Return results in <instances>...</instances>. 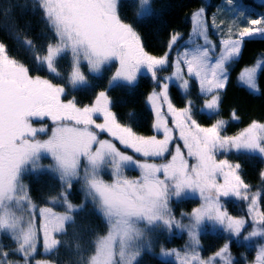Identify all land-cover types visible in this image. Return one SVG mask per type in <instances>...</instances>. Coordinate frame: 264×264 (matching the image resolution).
<instances>
[{"label": "snow or ice", "instance_id": "snow-or-ice-1", "mask_svg": "<svg viewBox=\"0 0 264 264\" xmlns=\"http://www.w3.org/2000/svg\"><path fill=\"white\" fill-rule=\"evenodd\" d=\"M34 4L52 34L43 53L37 51L31 39L21 35L19 28L9 32L17 45L30 54L35 68L30 69L10 55L8 45L0 41V235H7L15 245L5 249L0 243V264H55L34 259L38 242L42 236V255L52 254L66 243L62 237L68 235L70 228L77 238V264H137L143 251L151 250L149 233L161 227L169 233L173 228L186 230L190 237L183 252L161 246V257L174 256L179 264H214L216 258L222 264H233L228 243L207 259L197 251L206 221L241 237L247 221L230 215L224 208L221 197L229 196L249 201L252 229L243 235V241H264L260 194L249 196L250 186L239 174V163L217 159L221 150L264 157V122L253 120L238 134L223 135L227 121L216 119L210 126H203L195 118L190 99L184 107L177 108L169 97V81H180L187 94L190 80L195 79L199 94L210 97L204 100L200 113L209 119L218 115L230 66L242 55L245 40L264 39V13L248 12L237 0H223L220 7L229 11L234 20L243 13L246 26L235 32L229 26L224 31L213 14L211 27L219 36L217 51V43L209 37L206 8L201 6L191 15L192 27L183 50H178L171 60L173 71L160 77L158 71L169 65L170 54L181 39L179 32L171 33L165 53L155 56L145 50L134 26L122 19L121 0H34ZM12 10L13 6H8L0 15L7 17ZM152 14L150 0H139L134 16L143 19ZM248 15L256 18L247 19ZM64 58L66 72L58 68ZM113 61L118 67L109 86L115 82L132 85L142 70L157 84L159 91L154 89L147 100L155 113L153 128L162 132V138L139 135L132 127L121 124L109 106L111 101L105 90L98 92L91 105L78 106L75 98L63 99L69 88L89 85L83 65H87L89 73L99 75ZM261 65L264 58L258 57L254 66H245L238 75L239 82L253 93L259 91L257 72ZM41 71L62 82H53L40 75ZM164 105L167 113L162 111ZM167 114L171 115V127ZM96 115H102L103 123H97ZM45 119L52 122L50 135L38 139V134H47L49 128L46 124L35 127L33 121ZM230 119H240L234 109ZM176 132L183 141V150L180 144L171 147ZM102 133L110 138L101 139ZM114 141L143 159L121 151ZM44 155L51 158V164H40ZM157 159L164 162H149ZM128 167L138 168L140 175L127 177L124 170ZM43 170L58 179L60 189L40 207L33 201L23 177ZM105 170L111 180L104 179ZM261 177L264 179V171ZM74 182L80 183L84 193L80 204H73L68 198ZM195 194L202 203L191 213L181 212V218L189 221L185 224L173 214L170 202ZM89 203L104 228L89 224L85 238L73 226L75 213ZM55 204H62L64 211L47 206ZM255 247L252 264H264V242ZM14 255L20 259L10 258Z\"/></svg>", "mask_w": 264, "mask_h": 264}, {"label": "trees", "instance_id": "trees-1", "mask_svg": "<svg viewBox=\"0 0 264 264\" xmlns=\"http://www.w3.org/2000/svg\"><path fill=\"white\" fill-rule=\"evenodd\" d=\"M249 4V12L264 13V4L258 3L255 0H245ZM153 14L143 19H137L134 16L135 8L139 7L138 0H121L120 13L122 19L127 23H131L137 32L140 34L144 47L155 56H162L167 50V44L170 34L179 32L182 37L187 38L192 27V13L204 6L206 8L207 17L210 20L211 16L217 11L221 4V0H150ZM27 5V7H25ZM8 6H13L10 15L5 17L0 15V41L8 45L9 54L23 61L30 69L35 68L34 60L30 58V54L22 47H19L10 35L9 29L15 30L19 28L21 35L31 39L36 45V49L41 54L50 42L52 36L47 29L43 19L42 12L35 7L34 0H0V11ZM257 7L258 9H256ZM229 12L224 9L219 12L216 23L221 25V29L227 30V25L235 24L234 32L241 27L246 26L238 19H233L232 15L228 16ZM252 19V18H251ZM222 22V23H221ZM210 32L214 40H219L216 35L217 31L210 27ZM258 57L264 58V39H246L243 45L242 55L239 60L230 66L229 80L222 91V103L219 108L218 115H214L211 119L208 116L200 113V108L205 99L199 94L198 84L193 80L187 94H185L177 85L171 86V95L175 105L178 108L185 106L187 100L193 103V112L195 118L204 125L213 123L216 119L227 121L223 129L224 135H235L248 126L255 120L264 122V65L258 69L257 84L258 93L251 92L246 86L238 80L239 73L245 66H254ZM117 63L114 62L106 65L103 72L99 75H94L88 72L87 65H83V71L89 80V85L81 86L75 90L68 89L65 96L66 99L75 98L78 106L90 105L99 91H108L112 109L117 117V120L124 125L132 127L139 135L151 136L154 134V113L151 110L147 97L156 88L157 84L151 79L150 75H140L136 84L129 85L126 83H118L113 87L109 86V79L114 73ZM58 68L62 72L67 71L66 58L58 62ZM171 67L161 69L160 73L169 72ZM33 74H36L33 72ZM40 75L48 76L55 83L62 81L49 76L46 71H41ZM235 110L240 117L239 120L230 119L231 110ZM230 160L235 164H240L239 174L246 184L250 186V190L261 189L260 204L264 211V179L261 177V172L264 171V157L259 154H249L245 152H232L229 154ZM46 163H52V160L45 158ZM24 180L28 183L31 197L40 207L46 205V198L55 195L59 189V181L49 171H40L37 174L27 173ZM73 194V196H72ZM82 191L78 184L73 185L72 199L76 203L83 201ZM199 200L189 199L181 202V206L192 208ZM232 203L236 204V208L232 211L234 217L244 216L245 209L241 201L232 198ZM52 206L58 211H63V205H47ZM76 225L73 226L76 232L85 236L89 231V224L99 229H103L104 225L100 219L93 214L92 205L89 203L81 212L75 213ZM251 228L249 229V231ZM248 232V231H247ZM203 239V254L208 257L218 251L226 242V237L223 232H210L207 230L202 233ZM66 241L56 252L48 255H42V251L38 252L35 259H45L54 261L55 264H77L75 255L76 236L72 228L69 229L68 235L63 236ZM184 240V236L181 238ZM7 241L11 243L9 248L14 247V242L9 238ZM231 250L236 256L235 264H245L241 255L249 253V260L253 259L256 250L247 247L244 244H239L235 240L232 242ZM19 257L18 255H15ZM137 264H175L160 258L155 253L144 252L138 259Z\"/></svg>", "mask_w": 264, "mask_h": 264}, {"label": "rangeland", "instance_id": "rangeland-1", "mask_svg": "<svg viewBox=\"0 0 264 264\" xmlns=\"http://www.w3.org/2000/svg\"><path fill=\"white\" fill-rule=\"evenodd\" d=\"M139 1V0H138ZM256 2H258L259 4L260 3H262V4H264V0H255ZM222 3H223V0H221V4H220V6L222 5ZM237 3L238 4H240V6L242 7V8H244L246 11H248L249 12V4H247L246 2H245V0H237ZM150 5H151V3H150ZM218 7V9H217V11L214 13L215 15H216V18H217V16H218V14H219V12L222 10V7ZM256 9H258L257 7H255ZM224 9V8H223ZM224 11L225 12H229V11H227V10H225L224 9ZM230 13V12H229ZM206 16H207V13H206ZM213 16V15H212ZM211 16V17H212ZM228 16L230 17V14H228ZM208 18V17H207ZM254 19V18H256V16L255 15H248L247 16V19ZM241 23H245V18H244V14L242 13L241 14V16L239 17V18H237ZM209 20V19H208ZM229 26H231L232 28H233V30H234V28L236 27V23L235 24H229V25H227V27H229ZM210 27H211V19L209 20V37L215 42V40H214V38L212 37V35H211V32H210ZM216 35H218V34H216ZM188 39V37L187 38H184V37H182V35H181V39L177 42V46H181V45H184V43H185V41ZM142 40V39H141ZM142 43H143V41H142ZM216 43H217V48L219 49V40H216ZM144 46V45H143ZM175 47V46H174ZM145 48V47H144ZM174 49V48H173ZM145 50L147 51V52H149L146 48H145ZM172 52H173V50H172ZM171 52V53H172ZM150 53V52H149ZM173 59V57L171 56V54H170V57H169V60H170V63H169V65L167 66V67H165V69H167V68H169V67H171V60ZM115 61H113L112 63H114ZM111 63V64H112ZM117 63V62H116ZM117 67H118V63H117ZM104 69V68H103ZM103 69H102V71H101V73L103 72ZM82 70H83V66H82ZM116 70V69H115ZM173 71V69H172V67H171V70L169 71V72H165V73H163V74H161L160 73V70L158 71V76H160V77H163V76H169L170 74H171V72ZM115 72V71H114ZM100 73V74H101ZM114 74V73H113ZM112 74V75H113ZM143 74H146V75H150L149 73H147L145 70H142L140 73H138L137 74V80H136V82H134L133 84H136L137 82H138V80H139V76L140 75H143ZM185 78L187 79L188 77H187V74H186V69H185ZM193 80H195V79H192V80H190V85L192 84V82H193ZM196 81V80H195ZM197 82V81H196ZM118 83H126L127 84V82H115L112 86H110V87H113V86H115L116 84H118ZM132 84V85H133ZM173 84H175V85H177L180 89H181V87H180V81H176V80H172V81H169V97H170V99L172 100V103L174 104V106L175 107H177L176 105H175V103H174V101H173V98H172V95H171V86L173 85ZM197 84H198V82H197ZM155 90H157V91H159V88H156ZM182 90V89H181ZM183 91V90H182ZM152 93V92H151ZM150 93V94H151ZM107 94H108V91H107ZM108 97H109V94H108ZM63 99H65V100H67L65 97H63ZM70 99V98H69ZM109 99H110V97H109ZM111 101V100H110ZM148 104H149V106H150V108H151V110L153 111V109H152V107H151V104H150V102H148ZM110 108H111V110H112V112H114L113 111V109H112V106H111V103H110ZM178 108V107H177ZM162 111H164L165 113H167V106L166 105H164V107H163V109H162ZM153 113H154V111H153ZM167 119H168V121H169V126L171 127L172 126V122H171V115L170 114H167V117H166ZM94 119H96V121H97V123H103V117H102V115H96V116H94ZM199 122V121H198ZM154 123H155V113H154ZM200 123V122H199ZM33 124H34V126L35 127H40V126H42V124H46V125H48V128H49V132L47 133V134H38V136H37V138L38 139H47V136L48 135H50V129H51V127H52V122L50 121V120H48V119H45L44 121H36V120H34L33 121ZM203 126H209V125H204V124H202ZM222 134H223V131H222ZM153 135H157V137L158 138H162V132H157V130H155L154 129V134ZM177 138L176 139H174V141H173V144L171 145V147L174 149V146H175V144H180L181 145V147H182V150H183V141H181V140H179L178 139V132H176L175 134H174ZM224 135V134H223ZM100 138L102 139V138H104V139H109L110 137L108 136V134L107 133H102V134H100ZM114 142H116V141H114ZM116 144H117V147L121 150V151H123V152H126L128 155H134V158L135 159H138V160H142L143 158L139 155V154H135V153H133V151L131 150V149H128V148H125L123 145H120L119 144V142H116ZM232 152H237L236 150H231V151H224V150H221V151H219L218 153H217V159L219 160V159H227V160H229V162H231V163H233L231 160H230V156H229V154L230 153H232ZM241 152H243V151H241ZM45 158H48V159H50L51 160V158L49 157V156H47V155H44V156H42V158H41V160H40V164H42V165H49V163H46L45 162ZM168 159H170V156H168L167 157ZM149 162H155V163H163L164 161L163 160H159V159H157V160H154V161H149ZM195 161L194 160H190V163H194ZM51 164V163H50ZM234 164V163H233ZM44 171H47V170H44ZM124 172H125V175L127 176V177H129V178H136V177H138L139 175H140V170L138 169V168H135V167H128V168H125V170H124ZM27 174H25L24 176H26ZM102 175H103V177H104V179H106V180H111V176H110V174H109V171L108 170H105L103 173H102ZM220 179V182L222 183L223 182V178L221 177V178H219ZM23 182L26 184V185H28V183L24 180V177H23ZM78 184V187H79V189L81 190V185H80V183L79 182H74L73 183V185L74 184ZM264 183V182H263ZM28 188H29V186H28ZM82 191V190H81ZM29 193H30V195H31V192H30V189H29ZM71 193H73V187H72V189L69 191V193H68V198H69V200L73 203V204H80V203H76V202H74L73 201V199H72V196H73V194H72V196H71ZM82 193H83V191H82ZM255 193H259L260 195H259V204H258V206H259V209L262 211V208H261V204H260V196H261V194H262V192H261V189L260 188H258V189H256V190H248V194H249V196H251L252 194H255ZM83 195V199H84V193L82 194ZM232 198H234V199H236V200H239V201H241L242 203H243V207H244V209H245V215L244 216H241V217H239V218H244L246 221H247V224H246V226H245V229H244V231L241 233V237L240 238H237V237H234V236H232L231 234H229V233H226V232H224V230L222 229V228H220V227H213V225L210 223V222H205L204 224H203V226H202V228H201V231H200V236H199V242H200V246H199V248L197 249V251L200 253V256L202 257V258H204V259H207L208 257H210V256H208V257H206L204 254H203V246H204V243H203V239H202V233H204L205 231H206V229L207 230H210V232H223L224 233V235H225V237H226V242L225 243H228L229 244V249H230V252H231V255H232V257H233V264H235V259H236V256L233 254V252H232V250H231V245H232V242L235 240L237 243H239V244H244V245H246L247 247H249V248H251V249H254V250H256V247H255V245H257V244H259V243H261V242H264V241H261V239L260 238H255L253 241H251V242H246V241H243V239H242V237H243V235H245L246 233H247V231H249V229L251 228L252 229V219H251V216L249 215V213H248V204H249V201H246V200H242V199H240V198H238V197H235V196H229V197H221V203L224 205V208L227 210V212L230 214V215H232L233 216V210L236 208V204H233L232 203ZM189 199H197V200H199V202L197 203V204H195L192 208H190L189 209V206H187V207H184V206H181V202H183V201H186V200H189ZM34 201V200H33ZM35 202V201H34ZM36 203V202H35ZM82 203V202H81ZM201 203H202V200H201V198L199 197V195L198 194H195V195H191V196H188V197H184V198H181V199H179V200H177L176 198H173L172 200H171V202H170V206H171V208H172V210H173V214L176 216V218L177 219H182V222L183 223H185V224H187L189 221H188V219L186 218V217H184V218H181V212H184V213H191L192 212V210L194 209V208H196V207H199L200 205H201ZM57 205H62V204H55V206H57ZM52 207V206H51ZM53 209H54V211H57V212H63V211H58V210H56L54 207H53ZM39 222H40V218H39V216H37V225H39ZM184 236V240H182L181 238ZM6 238H9L7 235H0V243H2L4 246H5V249H8L9 248V246L11 245V243L9 242V241H7L6 240ZM149 238L151 239V241H152V247H151V250L149 251V250H147V249H145L144 251H143V253L144 252H151V253H155L156 255H158L160 258H162V259H165V260H168V261H172V262H174L175 264H179V261L178 260H176L175 259V257L173 256V257H161L160 256V248H161V246H163L165 249H177V250H180L181 252H183L184 250H185V246L189 243V241H190V237H189V235H188V233H187V231L186 230H180V229H176V228H173L172 230H171V233H169L166 229H164V228H156L154 231H152V232H150L149 233ZM10 239V238H9ZM11 240V239H10ZM38 252L40 251V249H41V251L43 252V247H42V236H41V239H40V241L38 242ZM38 252H37V254H38ZM36 254V255H37ZM213 255V254H212ZM211 255V256H212ZM256 255V254H255ZM255 255L253 256V259L250 261L249 260V253H246V252H244L242 255H241V258L245 261V264H252V261L254 260V258H255ZM10 258H12V259H17V260H19L20 259V257H16L15 255L14 256H11ZM35 258H36V256H35ZM34 258V259H35ZM36 260H45V259H43V258H41V259H36ZM214 264H222V261L220 260V258H216V260H215V262H214Z\"/></svg>", "mask_w": 264, "mask_h": 264}, {"label": "crops", "instance_id": "crops-1", "mask_svg": "<svg viewBox=\"0 0 264 264\" xmlns=\"http://www.w3.org/2000/svg\"><path fill=\"white\" fill-rule=\"evenodd\" d=\"M215 42H216V40H215ZM182 46H184V45H181V46H175L174 47V49H173V52L171 53V54H174V57H175V55H176V52L178 51V50H180V51H182L183 50V47ZM219 49L217 48V51H218ZM95 101V100H94ZM94 101L91 103V104H93L94 103ZM90 104V105H91ZM102 139H104V138H102ZM44 171V170H43Z\"/></svg>", "mask_w": 264, "mask_h": 264}, {"label": "clouds", "instance_id": "clouds-1", "mask_svg": "<svg viewBox=\"0 0 264 264\" xmlns=\"http://www.w3.org/2000/svg\"><path fill=\"white\" fill-rule=\"evenodd\" d=\"M171 56L174 58V54H171ZM236 260V259H235Z\"/></svg>", "mask_w": 264, "mask_h": 264}]
</instances>
